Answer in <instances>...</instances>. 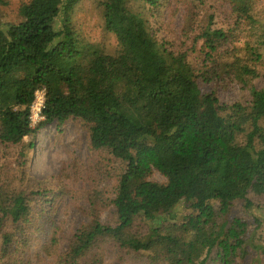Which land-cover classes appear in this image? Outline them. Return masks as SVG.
<instances>
[{
  "label": "trees",
  "instance_id": "16d2710c",
  "mask_svg": "<svg viewBox=\"0 0 264 264\" xmlns=\"http://www.w3.org/2000/svg\"><path fill=\"white\" fill-rule=\"evenodd\" d=\"M80 1L29 0L19 6V22L0 24V264H29L20 256L27 234L48 220L47 208L34 211L29 196L44 204L54 194L10 188L4 158L36 130L71 119L87 126L93 150L108 151L125 169L113 199L96 192L89 200L91 220L73 233L62 264H103L109 243L144 254L145 264H235L248 246L264 257V242L253 241L246 221L229 219L235 202L252 206L249 193L264 197V84H255L264 83V17L255 0H229L227 28L209 16L198 70L185 54L162 48L129 0L99 1L117 46L103 52L71 23ZM224 78L247 89L250 100L221 104L202 86ZM39 90L43 119L33 128L30 106ZM152 170L165 181L147 180ZM98 202L113 207L114 226L99 221ZM138 220L148 224L144 231H133ZM55 244L50 239V249Z\"/></svg>",
  "mask_w": 264,
  "mask_h": 264
},
{
  "label": "rangeland",
  "instance_id": "374dc122",
  "mask_svg": "<svg viewBox=\"0 0 264 264\" xmlns=\"http://www.w3.org/2000/svg\"><path fill=\"white\" fill-rule=\"evenodd\" d=\"M28 1L0 0V24L19 22V6ZM99 1L102 0H81L72 11L71 23L79 37L97 45L107 54H114L116 40L104 28ZM128 7L146 19L158 40L164 44L162 48L171 53L185 54L188 64L195 70L202 64V39L199 35L209 16H214L215 26L227 28L232 21L229 0H202L201 3L198 0H160L156 10L141 0H129ZM255 10L264 17V0H255ZM243 40L242 37L237 38L234 45L240 46ZM255 84L258 88L264 83L260 79ZM202 86L205 90L211 89L221 104H246L250 100L249 91L230 79H215L210 85ZM38 123L32 127H37ZM259 124L264 129V119ZM19 151H23L24 155L18 161ZM4 159L11 163L5 180L10 188L18 191L27 189V194L35 190L54 193L44 204L36 197L29 196L34 211L40 206L47 208L48 219L39 231L27 234L29 244L20 252V256L29 264H62L59 256L67 251L73 233L91 220L89 200L94 201L96 192L113 199L117 181L125 169V164L112 158L108 151L93 150L87 126L75 119L61 126L50 123L36 130L25 137L21 145L10 147ZM20 162L24 163L22 167L26 175L21 180ZM147 180L157 183L165 181L155 170L151 171ZM247 197L252 206L245 209L243 201L235 202L229 219L246 221L253 241L263 243L264 197L253 193ZM95 212L102 224L115 225L116 214L111 205L102 207L98 202ZM147 225L138 220L133 231H144ZM52 238L56 244L50 249ZM247 248L246 255L238 258L235 264H264L263 256H258L251 246ZM101 254L103 264H145L144 254L136 255L111 243L103 246ZM208 264H218V261L213 259Z\"/></svg>",
  "mask_w": 264,
  "mask_h": 264
},
{
  "label": "built area",
  "instance_id": "2783aa9c",
  "mask_svg": "<svg viewBox=\"0 0 264 264\" xmlns=\"http://www.w3.org/2000/svg\"><path fill=\"white\" fill-rule=\"evenodd\" d=\"M44 105V91L39 90L34 94V101L30 106V122L33 126L36 122H40L42 117V109Z\"/></svg>",
  "mask_w": 264,
  "mask_h": 264
}]
</instances>
